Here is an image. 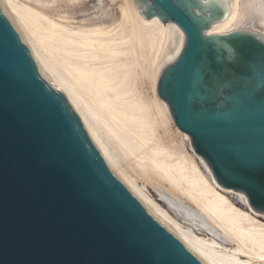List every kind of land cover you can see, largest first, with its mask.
I'll use <instances>...</instances> for the list:
<instances>
[{
	"label": "water",
	"instance_id": "1",
	"mask_svg": "<svg viewBox=\"0 0 264 264\" xmlns=\"http://www.w3.org/2000/svg\"><path fill=\"white\" fill-rule=\"evenodd\" d=\"M176 24L157 95L218 187L264 215V33L210 34L228 0H134ZM0 264H205L103 160L0 0Z\"/></svg>",
	"mask_w": 264,
	"mask_h": 264
},
{
	"label": "bare ground",
	"instance_id": "2",
	"mask_svg": "<svg viewBox=\"0 0 264 264\" xmlns=\"http://www.w3.org/2000/svg\"><path fill=\"white\" fill-rule=\"evenodd\" d=\"M81 1L1 3L103 160L158 221L205 264H264V223L244 195L218 187L203 159L188 153V136L172 130L169 107L157 95L159 74L183 49V31L145 20L133 0H119L110 23L74 22L62 7ZM228 2L230 14L210 34L264 28V0Z\"/></svg>",
	"mask_w": 264,
	"mask_h": 264
},
{
	"label": "rangeland",
	"instance_id": "3",
	"mask_svg": "<svg viewBox=\"0 0 264 264\" xmlns=\"http://www.w3.org/2000/svg\"><path fill=\"white\" fill-rule=\"evenodd\" d=\"M134 1V0H133ZM135 4V3H134ZM118 6H119V0H85V1H81L79 2L77 5H67V6H63L62 7V10L66 9L65 12H67L70 16V18L75 22V21H79V23L81 22H87V20H89L87 23H101V22H104V23H110L112 22V20H114L115 18L118 17V14H119V9H118ZM66 7V8H65ZM136 7V6H135ZM109 15V16H108ZM9 18V17H8ZM106 18V19H105ZM98 19V20H97ZM104 21H101L103 20ZM11 21V20H10ZM96 23V24H97ZM256 26V29H258L259 31H261L262 33H264V28L258 24L255 25ZM261 28V29H260ZM17 29V28H16ZM18 30V29H17ZM19 32V31H18ZM20 33V32H19ZM21 35V34H20ZM145 89L148 90L149 88V85H148V82L144 85ZM168 106V105H167ZM169 114H170V110H169ZM171 115V114H170ZM172 118V116H170ZM172 130L175 131V129L177 128L173 119H172ZM178 129V128H177ZM180 131V130H179ZM181 132V131H180ZM182 134H185L187 135L186 133H183L181 132ZM188 136V135H187ZM182 138V136H180V139ZM189 138V142L188 140H186V138H183V141L185 143V147H186V150L188 151L189 154L192 155V150H193V147L190 149V145L191 144V140H190V137L188 136ZM187 145V146H186ZM194 152V150H193ZM195 153V152H194ZM196 154V153H195ZM197 155V154H196ZM200 159H202L201 156L197 155ZM198 163L201 165V162L199 161V159H197ZM203 169V168H202ZM235 194H236V191H234ZM231 197H233L234 199L237 198V195H231ZM236 201L238 202V200L236 199ZM256 213V212H255ZM255 213L252 214V216L264 223V220L258 218L256 215H254Z\"/></svg>",
	"mask_w": 264,
	"mask_h": 264
}]
</instances>
